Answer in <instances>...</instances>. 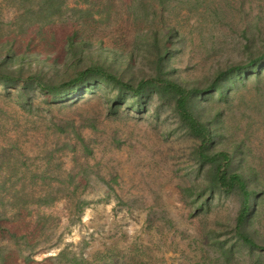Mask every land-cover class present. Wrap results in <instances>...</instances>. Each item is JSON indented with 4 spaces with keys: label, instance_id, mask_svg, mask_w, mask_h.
I'll use <instances>...</instances> for the list:
<instances>
[{
    "label": "rangeland",
    "instance_id": "rangeland-1",
    "mask_svg": "<svg viewBox=\"0 0 264 264\" xmlns=\"http://www.w3.org/2000/svg\"><path fill=\"white\" fill-rule=\"evenodd\" d=\"M212 1L223 8V20L196 11L181 20L192 31L175 59V74L182 78L202 77L210 54L238 55L234 47L241 39L236 32L255 23L257 15L264 24V0H206ZM96 19L103 20L80 34L93 49L116 47L126 53L134 48L136 30L120 0H114L110 16ZM219 44L224 50L213 52ZM30 47L41 51L43 43L34 39ZM32 96L34 106L26 110L16 93L0 87V201L9 214L4 225L31 246L24 240L9 246L16 264H24L26 255L37 264H64L58 259L61 251L91 264H109L111 259L125 260L136 247L144 261L156 264H208L201 252L209 248L196 238L215 213H196L192 197L184 193L196 180L191 156L196 141L178 129L168 106L154 100L137 110L130 100L111 115L107 101L113 93L107 89L51 109L40 92ZM260 104V112H251L257 145L264 141V96ZM69 175L74 180L67 186ZM39 201L51 203L38 206ZM14 203L30 207L16 217ZM233 208L226 200L220 212L225 215Z\"/></svg>",
    "mask_w": 264,
    "mask_h": 264
},
{
    "label": "trees",
    "instance_id": "trees-1",
    "mask_svg": "<svg viewBox=\"0 0 264 264\" xmlns=\"http://www.w3.org/2000/svg\"><path fill=\"white\" fill-rule=\"evenodd\" d=\"M120 3L136 30L134 48L126 53L116 47L95 50L93 43L80 35L84 28L103 20L97 16L111 15L114 0H0V87L16 93L26 110L34 106V93L40 92L51 109L96 89L113 93L107 101L111 115L130 100L137 110L154 100L159 106H168L178 129L196 141L191 154L196 180L184 193L192 197L196 213H215L211 225H204L196 238L202 248H209L202 249L201 258L208 264H264V150H258L264 141L254 142L256 119L251 114L260 112L264 96L260 93L264 86L261 16L236 32L241 39L234 47L238 55L210 54L203 76L188 79L175 74V59L186 49L192 33L181 20L190 19L195 11L223 20V8L206 0ZM203 29L199 27L201 36ZM56 31L65 33L64 38ZM28 35L31 38L27 39ZM34 39L43 43L41 51H32ZM217 50L224 49L219 44L213 46V52ZM13 174L8 175L12 178ZM68 177L66 185L70 186L74 177ZM226 200L234 208L224 215L220 211ZM39 202L38 206L51 203ZM29 207L14 203L11 209L17 217ZM6 220L9 214L0 201V264H16V253L9 246H19V240H24L27 248L31 246L25 236L7 230ZM23 258L24 264H37L30 255ZM58 259L64 264H91L83 258H70L65 251ZM110 261L156 264L144 261L138 247L125 260Z\"/></svg>",
    "mask_w": 264,
    "mask_h": 264
}]
</instances>
